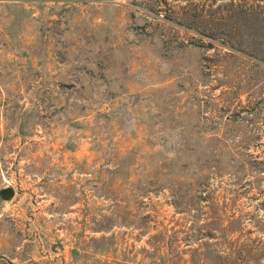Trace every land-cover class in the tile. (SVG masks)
<instances>
[{
  "label": "rangeland",
  "instance_id": "obj_1",
  "mask_svg": "<svg viewBox=\"0 0 264 264\" xmlns=\"http://www.w3.org/2000/svg\"><path fill=\"white\" fill-rule=\"evenodd\" d=\"M0 264H264V0H0Z\"/></svg>",
  "mask_w": 264,
  "mask_h": 264
}]
</instances>
